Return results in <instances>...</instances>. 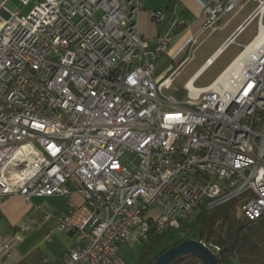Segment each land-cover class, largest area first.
Segmentation results:
<instances>
[{"label": "built area", "instance_id": "1", "mask_svg": "<svg viewBox=\"0 0 264 264\" xmlns=\"http://www.w3.org/2000/svg\"><path fill=\"white\" fill-rule=\"evenodd\" d=\"M250 1L256 7L217 58L256 20L252 40L197 88L213 65L203 62L184 84L186 101L177 103L163 92L176 68L154 79L169 39L145 48L140 0H17L32 9L0 22V203L82 199L68 201L56 227L74 235L73 246L42 264H127L120 244L236 199L239 216L264 223V42L245 54L264 25V0ZM200 2L207 33L240 0ZM14 242H0V264L18 261Z\"/></svg>", "mask_w": 264, "mask_h": 264}, {"label": "crops", "instance_id": "2", "mask_svg": "<svg viewBox=\"0 0 264 264\" xmlns=\"http://www.w3.org/2000/svg\"><path fill=\"white\" fill-rule=\"evenodd\" d=\"M140 1L142 11L139 13L137 27L145 48L152 50L158 38L169 39L166 50L154 65V79L161 81L173 69L176 68V73L178 72L189 50L205 34L201 32V23H203L201 2L200 0ZM2 3L3 0H0V22L9 17L10 11L18 10L22 14L23 7L18 5L17 0H8L5 4L6 9L1 6ZM155 10H160L164 14L163 20L150 19L148 12ZM229 35L205 61L217 53L216 51L221 48ZM81 200L75 194L70 199L52 196L31 197L29 201L22 200L21 197L3 200L0 203V242L9 236L14 238L19 259L13 264H42L43 259L52 263L58 262L74 244L73 234L56 229L59 218L67 209L68 201L80 205ZM46 235L50 236L49 241L45 240Z\"/></svg>", "mask_w": 264, "mask_h": 264}, {"label": "trees", "instance_id": "3", "mask_svg": "<svg viewBox=\"0 0 264 264\" xmlns=\"http://www.w3.org/2000/svg\"><path fill=\"white\" fill-rule=\"evenodd\" d=\"M241 199L233 200L215 208L204 206L193 218L194 234L169 243L168 238L176 228L171 227L162 234L151 233L141 241V248L134 264H152L166 250L185 240H195L216 247L214 251L218 264H264V223L248 221L237 214L236 207ZM184 223V222H183ZM184 224L180 223L178 226ZM210 248V247H209ZM208 248V249H209ZM175 264H202L193 256L183 257Z\"/></svg>", "mask_w": 264, "mask_h": 264}, {"label": "rangeland", "instance_id": "4", "mask_svg": "<svg viewBox=\"0 0 264 264\" xmlns=\"http://www.w3.org/2000/svg\"><path fill=\"white\" fill-rule=\"evenodd\" d=\"M256 7V3L250 0H240L238 6L233 9L231 13L224 15L215 27L205 33L198 40L197 44L189 50L188 60L181 64L178 72H175L173 81L167 90H164V95L167 97H173L177 103L185 102L187 93L184 91V83L192 76L198 68L202 65L206 58H208L220 43L228 36L244 18ZM32 9V5H28L22 8V15H27ZM256 21V20H255ZM253 21L242 31L241 34L236 36L235 44L225 49L224 53L216 59V62L209 67L201 76H198L194 86L197 88H204L208 86L241 50L243 45L248 44L257 30V23ZM264 24V17L261 21ZM193 219L184 222L182 226H176L175 230L171 232L169 243H172L176 239L183 237H190L194 234L195 229L193 226ZM140 242H131L129 244L122 243L119 246V255L127 264H134L135 258L140 251ZM229 264H232L230 262Z\"/></svg>", "mask_w": 264, "mask_h": 264}, {"label": "water", "instance_id": "5", "mask_svg": "<svg viewBox=\"0 0 264 264\" xmlns=\"http://www.w3.org/2000/svg\"><path fill=\"white\" fill-rule=\"evenodd\" d=\"M193 256L202 264H218L215 255L201 242L185 240L161 254L152 264H175L183 257Z\"/></svg>", "mask_w": 264, "mask_h": 264}, {"label": "bare ground", "instance_id": "6", "mask_svg": "<svg viewBox=\"0 0 264 264\" xmlns=\"http://www.w3.org/2000/svg\"><path fill=\"white\" fill-rule=\"evenodd\" d=\"M264 42V25H261L260 26V33L258 34V37L257 39L255 40V42L248 48H246L247 50L245 51V54L248 53L249 51L252 50L253 47L257 46L258 44L260 43H263ZM221 49V48H220ZM220 49H218L219 51H216L217 53H214L208 60L209 62L207 64H211L213 63L214 61L216 62V59H217V55L220 53ZM188 88H192L191 86V83L188 84Z\"/></svg>", "mask_w": 264, "mask_h": 264}]
</instances>
